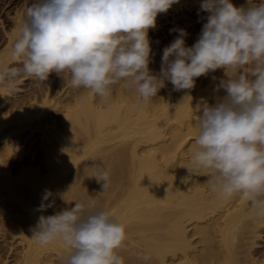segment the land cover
Returning <instances> with one entry per match:
<instances>
[{
	"label": "bare ground",
	"instance_id": "6f19581e",
	"mask_svg": "<svg viewBox=\"0 0 264 264\" xmlns=\"http://www.w3.org/2000/svg\"><path fill=\"white\" fill-rule=\"evenodd\" d=\"M3 1L0 7L16 4L17 10L11 28L2 27L0 67L17 69L22 62L12 59L11 49L34 0ZM191 2L200 9L203 0ZM231 2L246 9L250 0ZM190 26L198 39L201 30ZM154 67L149 65L152 72ZM220 79H227L224 69L197 78L192 98L184 100L189 90L176 91L168 82L165 95L147 102L121 82L107 103L91 90L62 89L70 84L67 73L33 80L21 96H14L13 80L0 81V264L66 262L70 248L61 241L41 246L32 229L41 215L75 202L108 210L125 226L127 239L118 250L125 264H264L258 247L264 215L239 193L223 198L213 192L206 183L210 170L190 174L185 168L197 147L201 113L193 109L201 98L212 105L226 94L216 91ZM96 166L109 172L104 192ZM46 191L52 193L48 200ZM41 204L52 206L41 210Z\"/></svg>",
	"mask_w": 264,
	"mask_h": 264
},
{
	"label": "clouds",
	"instance_id": "9594fccd",
	"mask_svg": "<svg viewBox=\"0 0 264 264\" xmlns=\"http://www.w3.org/2000/svg\"><path fill=\"white\" fill-rule=\"evenodd\" d=\"M178 0H34L11 49L22 68L0 67V81L19 75L44 82L50 73H67L75 89L91 90L105 103L121 82L142 102L155 98L165 82L190 90L196 79L224 69L216 91L226 93L210 105L204 98L190 174L210 170L207 180L223 198L239 193L264 215V0L245 9L231 0H203L210 15L199 38L186 46L184 29L163 49L158 75L149 68L148 31L156 18ZM215 79V77H214ZM192 98V97H191ZM97 167L102 192L109 172ZM101 192V193H102ZM52 195L46 191L44 200ZM75 202V201H74ZM52 204H41V210ZM41 246L61 241L72 251L66 264H125L118 250L127 239L125 226L108 210L83 203L54 215H41L32 229ZM144 261L150 256L143 255Z\"/></svg>",
	"mask_w": 264,
	"mask_h": 264
},
{
	"label": "rangeland",
	"instance_id": "374dc122",
	"mask_svg": "<svg viewBox=\"0 0 264 264\" xmlns=\"http://www.w3.org/2000/svg\"><path fill=\"white\" fill-rule=\"evenodd\" d=\"M180 1L181 0H178V5L180 6V7L178 6V8H180V10H177V12H175V13L174 12H169L168 14H165V16H163L161 14L162 16L160 15L161 17L156 19V27L155 28H151L148 31V38L150 39L149 41L151 43L150 46H152L153 48L155 47L154 48L155 51L157 50L156 53H154V55L156 57L154 55H152L153 52L151 53V56H152L151 58L153 59V61L151 59V62L154 63V64H151V62L149 64L150 66H155L154 68H157V69H154V71L156 70L155 72L154 71L152 72V73H154L156 75H158L160 73L161 66H162L161 58H162L163 51L161 53H159L158 51H160V49L163 50L164 47H166L168 44H171L170 42H173V39H175L177 37V35L179 34L178 31H177L178 29H184L185 28L184 30L187 31L188 29H190V27H191L190 24L192 23V24L197 25L196 26L197 30H201L202 27H203L202 25L207 22V17L210 15L209 12H207V14H205L201 10V8L200 9H196L195 8L196 7V3L194 4L193 2H191L192 0H187V1L186 0H184V1L182 0V2H184V4L181 3ZM2 2H5V1L2 0ZM6 2H8V0H6ZM260 3H261V0H250V3L247 5V7H251L253 5H259ZM185 4H186V6H185ZM184 6H185V8H184ZM237 7H242V6H237ZM0 10H1L0 11V23H2V25L0 24V34H1L2 27L5 28V30H8L9 28H11V26L8 25V24L12 21V18L14 17V13L17 10V5L16 4L10 5V3H9V4H6L4 6H1ZM206 15H207V17L203 18ZM183 21H184V23H183ZM188 26H189V28H188ZM194 31H196V29ZM188 32H190V30H188ZM192 32L193 31H191L189 33V34H192V36H187V39L185 38L186 39L185 40L186 46L188 45L187 44L188 42L190 44H192V42L195 43L196 42L195 40H197V37L193 35L195 32H193V33ZM156 42H157V44H155ZM164 44H166V45H164ZM152 47H151V49H153ZM20 67H22V66H19V68H17V69H20ZM52 73L57 74L56 72H52ZM52 73H50V74H52ZM11 80H13L12 81L13 84H11V85H13V86L15 85L14 86V90L11 89L13 91L14 96H21V95H24L25 92H27L29 89L32 88L33 80H37V79L34 78V77H27L25 75L23 77V75L22 76L19 75L15 79H11ZM165 84H166L165 85L166 87L164 86L163 88L160 89L159 93L157 94V97L158 96L161 97L160 95H163V94L165 95L166 94L165 92L168 90L167 87H168L169 83L165 82ZM69 87H72L71 83L69 85H65L62 89H70ZM159 97L157 99H159ZM37 138H39V137H37ZM38 140L39 139H37V141ZM92 152L89 153V157H90V155L91 156L95 155L94 150ZM85 185H82L81 188H86V186L88 184L86 186ZM261 231H264V230L262 229ZM260 236L262 238H259V244H260V239H263V241L261 240L262 244H260L258 247L259 248L263 247L262 250H264V232H261ZM19 251H20V249L19 250L16 249L17 254H18ZM16 252L14 251L13 255H17V254H15ZM62 264H66V262H64Z\"/></svg>",
	"mask_w": 264,
	"mask_h": 264
}]
</instances>
